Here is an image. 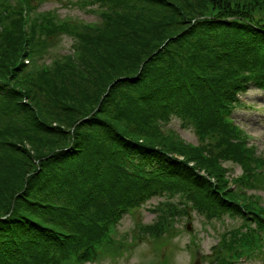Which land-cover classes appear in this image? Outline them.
<instances>
[{
  "label": "trees",
  "instance_id": "16d2710c",
  "mask_svg": "<svg viewBox=\"0 0 264 264\" xmlns=\"http://www.w3.org/2000/svg\"><path fill=\"white\" fill-rule=\"evenodd\" d=\"M45 1L0 0V264L121 257L108 234L154 196L138 236L168 243L194 211L238 220L204 261L261 253L264 156L221 113L264 88V0H67L95 16L75 23ZM171 115L196 143L158 128ZM226 162L254 177L245 200L225 190Z\"/></svg>",
  "mask_w": 264,
  "mask_h": 264
},
{
  "label": "rangeland",
  "instance_id": "374dc122",
  "mask_svg": "<svg viewBox=\"0 0 264 264\" xmlns=\"http://www.w3.org/2000/svg\"><path fill=\"white\" fill-rule=\"evenodd\" d=\"M42 6L45 9L57 8L59 13L69 15V17L80 18L85 21L95 20L93 14L68 6L64 0H48ZM253 15L256 19L264 18V8H255ZM65 37L62 36L59 40L62 41ZM57 50L60 52L69 51L70 40L65 38ZM244 95L249 101V107H236L231 115L233 120L247 131L250 136L249 141L255 146L257 152L264 156V90L250 89ZM168 118L169 123L161 125V127H165V131H168V126H170L186 141L192 143L197 141L192 126L183 122L182 119H177L176 115H171ZM225 165L232 166L231 175L239 178L241 174L240 166L231 165L227 162ZM249 192L251 190L246 188V194ZM257 193L264 196L262 191H257ZM159 199V197H154L130 214L124 215L117 225L118 233L123 234L126 232L127 235H130L133 232L132 230L137 229L136 226L139 223L151 222L155 214L149 211L148 207L154 205ZM181 219L182 221L177 225L179 228L178 234L172 235L169 231L167 233L169 235L168 238L159 241L168 243L158 246L155 245V241L146 239L137 243L123 257L116 260L104 259L97 263L90 260L81 264H160L161 259L166 256L169 258L170 264H209L202 259V255L211 253L220 232L238 223L237 219L229 216L224 218L223 224L222 222L217 223V221L209 223L192 211L187 217ZM241 261V264H264V256L260 258L249 257L241 259Z\"/></svg>",
  "mask_w": 264,
  "mask_h": 264
}]
</instances>
